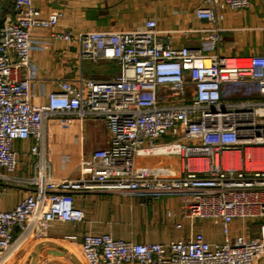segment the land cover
<instances>
[{"label":"built area","instance_id":"obj_1","mask_svg":"<svg viewBox=\"0 0 264 264\" xmlns=\"http://www.w3.org/2000/svg\"><path fill=\"white\" fill-rule=\"evenodd\" d=\"M12 4L13 15L0 22V194L19 184L29 193L0 209V264H16L21 246L47 238L53 222L82 220L74 194L92 190L178 195L183 216L219 222L223 238L209 241L199 230L167 242L109 232L62 235L84 264H264V52L223 53L216 46L219 19L250 8L251 0L195 5V15L212 24L205 28L210 42L197 46L174 44V30L159 29L151 17L139 29L73 33L57 29L58 14H42L34 0ZM35 27L74 39L82 58L117 61L120 71L106 79H60L46 103H32L24 72ZM60 114L102 119L107 145L81 157L76 174L56 175L48 163L28 176L14 174V140L33 136L31 149L40 154L45 120ZM172 155L178 171L137 161Z\"/></svg>","mask_w":264,"mask_h":264},{"label":"crops","instance_id":"obj_2","mask_svg":"<svg viewBox=\"0 0 264 264\" xmlns=\"http://www.w3.org/2000/svg\"><path fill=\"white\" fill-rule=\"evenodd\" d=\"M200 1L34 0V3L44 15L58 14L57 29H70L73 33L88 29H139L151 17L159 29L174 30V44L197 46L210 42V33L205 28L212 25L205 17L195 15L194 7ZM0 6L1 22L13 15L14 9L12 0H0ZM218 23L222 30L216 46L221 52H264V0H251L250 8L243 11L227 10ZM31 38L32 62L24 73L31 80L32 103H46L48 94L60 79H75L81 75L106 79L120 71L115 60L82 58L74 39L53 37L49 29L35 27L31 30ZM43 132L40 154L31 149L37 143L33 136L14 140V174L31 175L45 163L56 175L76 174L80 158L105 147L108 140L103 120L90 115L51 116L45 120ZM137 161L149 165L167 164L176 171L180 167V160L175 155L138 157ZM28 191L29 187L22 184L8 185L0 194V209L13 208ZM74 203L84 210L83 219L53 222L47 238L27 240L21 246L16 264H84L76 246L70 247L61 241V236L66 234L80 237L84 233L109 232L113 237L133 241L167 242L199 230L209 241L223 238L219 222L183 216L181 197L174 194L153 197L136 191H80L74 194ZM177 222L182 225L176 227ZM237 224L234 222L232 226ZM17 232L18 228H15L14 233Z\"/></svg>","mask_w":264,"mask_h":264},{"label":"rangeland","instance_id":"obj_3","mask_svg":"<svg viewBox=\"0 0 264 264\" xmlns=\"http://www.w3.org/2000/svg\"><path fill=\"white\" fill-rule=\"evenodd\" d=\"M240 53H242V54H246L245 51L240 52ZM253 225H254V224H253ZM251 227H252V225H251ZM252 233H253V235L258 234V230H257V229H254V230L252 231Z\"/></svg>","mask_w":264,"mask_h":264},{"label":"water","instance_id":"obj_4","mask_svg":"<svg viewBox=\"0 0 264 264\" xmlns=\"http://www.w3.org/2000/svg\"><path fill=\"white\" fill-rule=\"evenodd\" d=\"M2 7L0 6V16H1Z\"/></svg>","mask_w":264,"mask_h":264}]
</instances>
